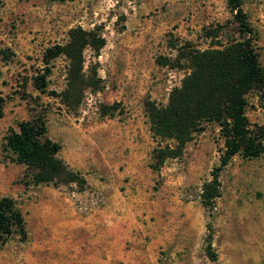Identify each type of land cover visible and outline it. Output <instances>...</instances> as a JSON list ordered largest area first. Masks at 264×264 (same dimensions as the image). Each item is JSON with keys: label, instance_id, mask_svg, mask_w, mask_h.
<instances>
[{"label": "rangeland", "instance_id": "1", "mask_svg": "<svg viewBox=\"0 0 264 264\" xmlns=\"http://www.w3.org/2000/svg\"><path fill=\"white\" fill-rule=\"evenodd\" d=\"M242 10L264 72V0H242ZM78 29L103 47L84 49L85 85L70 99L64 94L76 74L60 48ZM233 40L241 37L227 0H0V200L13 199L24 220L23 236L0 242V264H86L51 227L93 220L105 206L122 207L119 215L151 230L145 239L157 246L148 264H264V152L234 156L218 173L216 198L204 190L220 162L214 124L179 158L150 168L157 143L146 103L164 107L180 87L190 73L186 47L220 49ZM246 117L252 130L264 127V100L255 93ZM32 120L43 121L58 157L85 179L83 191L34 186L33 172L5 148V137Z\"/></svg>", "mask_w": 264, "mask_h": 264}, {"label": "trees", "instance_id": "2", "mask_svg": "<svg viewBox=\"0 0 264 264\" xmlns=\"http://www.w3.org/2000/svg\"><path fill=\"white\" fill-rule=\"evenodd\" d=\"M227 6L241 40H233L220 49L186 47L185 59L190 73L180 87L171 91L166 106L159 108L152 102L145 106L149 132L157 143L151 152L150 168L153 171L161 168L167 159L179 158L185 145L194 134L202 133L206 124L218 127L222 148L219 150V167L211 173L212 181L204 185V190L208 189L212 195L209 198L219 197L214 192L218 186V173L234 156L250 160L264 152V127L252 130L246 117L249 94L255 93L264 100V72L256 50V34L242 10V0H227ZM76 32L71 30L69 41L60 48L71 61L69 74H73L74 69L76 74V78L68 80L64 94L66 97L70 94V99L77 85L81 88L85 85L80 74L84 49L90 47L98 52L103 47L98 40H89L84 30ZM2 115L0 108V117ZM164 141L168 144L162 147ZM5 148L16 156L18 163L33 172L31 183L34 186L74 184L80 192L86 187L85 179L58 157L60 145L46 136L43 121L20 122L18 131H11L5 137ZM13 234L24 235V220L15 201L2 198L0 242L4 243Z\"/></svg>", "mask_w": 264, "mask_h": 264}, {"label": "crops", "instance_id": "3", "mask_svg": "<svg viewBox=\"0 0 264 264\" xmlns=\"http://www.w3.org/2000/svg\"><path fill=\"white\" fill-rule=\"evenodd\" d=\"M107 143L111 147L106 148L105 155H108L109 149L114 150L115 142L109 140ZM125 143L130 148L135 147L132 139H127ZM126 159L127 162L135 161L131 155ZM120 208L122 207L105 206L96 211L100 215L93 220L88 216L66 220L58 227H51L50 232L53 231L55 239L70 244L71 249L75 250L72 255L79 254L86 264H148L153 261L157 246L153 240L145 239L152 232L142 222L119 215ZM172 231L174 234L178 233L175 229L168 233Z\"/></svg>", "mask_w": 264, "mask_h": 264}]
</instances>
